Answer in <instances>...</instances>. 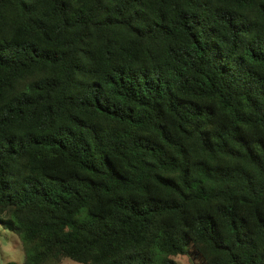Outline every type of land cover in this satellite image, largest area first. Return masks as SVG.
<instances>
[{"label": "trees", "instance_id": "1", "mask_svg": "<svg viewBox=\"0 0 264 264\" xmlns=\"http://www.w3.org/2000/svg\"><path fill=\"white\" fill-rule=\"evenodd\" d=\"M4 211L22 264H264V0H0Z\"/></svg>", "mask_w": 264, "mask_h": 264}, {"label": "rangeland", "instance_id": "2", "mask_svg": "<svg viewBox=\"0 0 264 264\" xmlns=\"http://www.w3.org/2000/svg\"><path fill=\"white\" fill-rule=\"evenodd\" d=\"M7 211V210H6ZM0 212V218L6 214ZM179 264H201V258L191 250L188 254L174 257ZM24 250L21 238L13 233L0 222V264H22ZM59 264H79L70 259H63Z\"/></svg>", "mask_w": 264, "mask_h": 264}]
</instances>
